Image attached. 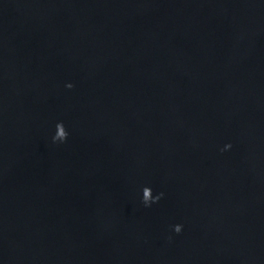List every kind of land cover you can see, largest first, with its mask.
Wrapping results in <instances>:
<instances>
[{
  "label": "water",
  "instance_id": "95a60500",
  "mask_svg": "<svg viewBox=\"0 0 264 264\" xmlns=\"http://www.w3.org/2000/svg\"><path fill=\"white\" fill-rule=\"evenodd\" d=\"M0 264H264V0H0Z\"/></svg>",
  "mask_w": 264,
  "mask_h": 264
},
{
  "label": "clouds",
  "instance_id": "9594fccd",
  "mask_svg": "<svg viewBox=\"0 0 264 264\" xmlns=\"http://www.w3.org/2000/svg\"><path fill=\"white\" fill-rule=\"evenodd\" d=\"M64 87L67 89H70L72 87V85L71 84H65ZM58 127H59V125H58ZM65 140H66V134H63L59 137L58 141L56 138H54L52 143L53 144H57V143L63 144L65 142ZM230 147H231V145L225 144L223 146V148L221 149V151H227ZM154 203H156V200L155 199L149 200L146 195L144 197H141V199H140V204H142L143 207H145V208L150 207ZM181 229H182V225L178 224V225H174L171 230L173 233L179 234L181 232Z\"/></svg>",
  "mask_w": 264,
  "mask_h": 264
}]
</instances>
